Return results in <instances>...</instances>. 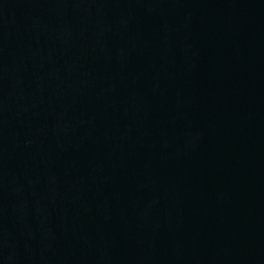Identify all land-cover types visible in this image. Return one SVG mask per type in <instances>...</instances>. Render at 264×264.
I'll return each mask as SVG.
<instances>
[{
    "label": "water",
    "instance_id": "water-1",
    "mask_svg": "<svg viewBox=\"0 0 264 264\" xmlns=\"http://www.w3.org/2000/svg\"><path fill=\"white\" fill-rule=\"evenodd\" d=\"M0 264H264V0H0Z\"/></svg>",
    "mask_w": 264,
    "mask_h": 264
}]
</instances>
